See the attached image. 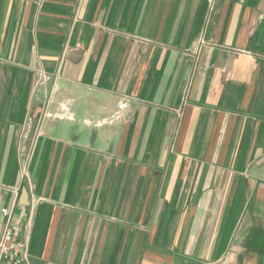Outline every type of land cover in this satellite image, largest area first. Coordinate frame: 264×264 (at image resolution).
Wrapping results in <instances>:
<instances>
[{
	"label": "crops",
	"instance_id": "obj_1",
	"mask_svg": "<svg viewBox=\"0 0 264 264\" xmlns=\"http://www.w3.org/2000/svg\"><path fill=\"white\" fill-rule=\"evenodd\" d=\"M34 197L33 264H264V0H0V241Z\"/></svg>",
	"mask_w": 264,
	"mask_h": 264
},
{
	"label": "built area",
	"instance_id": "obj_2",
	"mask_svg": "<svg viewBox=\"0 0 264 264\" xmlns=\"http://www.w3.org/2000/svg\"><path fill=\"white\" fill-rule=\"evenodd\" d=\"M28 167H22V176L31 184ZM38 201L34 197L29 205H13L2 209L6 225L0 241V264H33L28 250V238L35 222Z\"/></svg>",
	"mask_w": 264,
	"mask_h": 264
}]
</instances>
